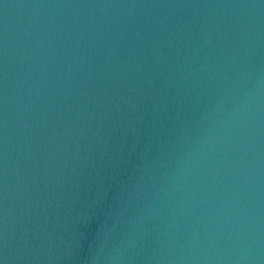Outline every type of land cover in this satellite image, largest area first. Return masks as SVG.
<instances>
[{"label": "water", "instance_id": "water-1", "mask_svg": "<svg viewBox=\"0 0 264 264\" xmlns=\"http://www.w3.org/2000/svg\"><path fill=\"white\" fill-rule=\"evenodd\" d=\"M0 264H264V0H0Z\"/></svg>", "mask_w": 264, "mask_h": 264}]
</instances>
